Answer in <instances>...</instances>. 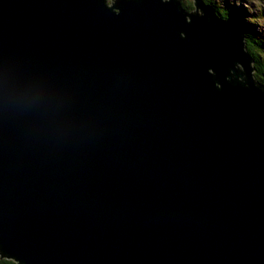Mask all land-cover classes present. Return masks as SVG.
I'll use <instances>...</instances> for the list:
<instances>
[{
	"label": "water",
	"instance_id": "1",
	"mask_svg": "<svg viewBox=\"0 0 264 264\" xmlns=\"http://www.w3.org/2000/svg\"><path fill=\"white\" fill-rule=\"evenodd\" d=\"M0 0V254L264 264V87L205 0Z\"/></svg>",
	"mask_w": 264,
	"mask_h": 264
},
{
	"label": "trees",
	"instance_id": "2",
	"mask_svg": "<svg viewBox=\"0 0 264 264\" xmlns=\"http://www.w3.org/2000/svg\"><path fill=\"white\" fill-rule=\"evenodd\" d=\"M182 5L188 11L191 10V6L186 4L183 0ZM207 4L212 5L216 13L222 18L226 20H231L237 24V26L243 30L246 41H247V50L249 54L252 56L254 60V68H255V79L259 85L264 87V38L260 37V34L256 31L254 23V17L252 15H248L243 10H233L230 6L227 8H219V5H216L212 2V0H205ZM225 5V3H224ZM252 21V23H251ZM0 264H18L12 259L2 258L0 254Z\"/></svg>",
	"mask_w": 264,
	"mask_h": 264
},
{
	"label": "rangeland",
	"instance_id": "3",
	"mask_svg": "<svg viewBox=\"0 0 264 264\" xmlns=\"http://www.w3.org/2000/svg\"><path fill=\"white\" fill-rule=\"evenodd\" d=\"M186 4L192 6V0H183ZM219 8H227L230 6L233 10H243L248 15L254 17V23L256 31L260 34L261 38H264V0H212ZM225 3V5H224Z\"/></svg>",
	"mask_w": 264,
	"mask_h": 264
}]
</instances>
